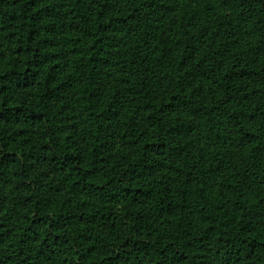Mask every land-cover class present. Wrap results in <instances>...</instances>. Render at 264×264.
<instances>
[{
    "label": "trees",
    "instance_id": "16d2710c",
    "mask_svg": "<svg viewBox=\"0 0 264 264\" xmlns=\"http://www.w3.org/2000/svg\"><path fill=\"white\" fill-rule=\"evenodd\" d=\"M260 86L264 0H0V264H264Z\"/></svg>",
    "mask_w": 264,
    "mask_h": 264
},
{
    "label": "rangeland",
    "instance_id": "374dc122",
    "mask_svg": "<svg viewBox=\"0 0 264 264\" xmlns=\"http://www.w3.org/2000/svg\"><path fill=\"white\" fill-rule=\"evenodd\" d=\"M121 1V0H120ZM174 1V0H173ZM183 1V0H180ZM123 2V0H122ZM121 3V2H120ZM173 14V18H175L176 15V11L172 12ZM175 13V14H174ZM197 17V15H196ZM177 18V16H176ZM199 18V24L202 23V17H198ZM198 21H189L191 26H196V24L198 23ZM197 22V23H196ZM190 26V27H191ZM250 38L244 33L243 30L240 31V33H238V35L236 36V39H234L233 44L234 46L231 47L232 49H236L240 46H246L248 43H250ZM227 60V57L225 58ZM115 68L118 70V65H115ZM104 77V76H103ZM103 80V79H102ZM108 83H112V77L109 76L107 77ZM103 84L105 83V80H103ZM108 87V85L106 86ZM263 90L264 91V86H260L257 88H247L246 92H250L253 93L254 90ZM252 96H257V94H254ZM249 129L246 128L248 131H250V133L254 136H256V139H253V147H254V151L257 153L258 151H260V147L262 146V144H264V130H262L260 128V126L258 124H256L255 122H250L248 125ZM253 151V148H252ZM222 152H224V150H218L219 154H222ZM196 252V256L197 259L199 261V264H235L232 258H225L222 255H217V254H208V252H206L204 249H198L195 251Z\"/></svg>",
    "mask_w": 264,
    "mask_h": 264
}]
</instances>
